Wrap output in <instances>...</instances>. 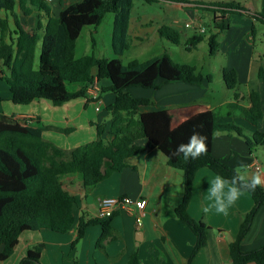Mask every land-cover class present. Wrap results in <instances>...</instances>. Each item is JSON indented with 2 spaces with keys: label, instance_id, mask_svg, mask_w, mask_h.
<instances>
[{
  "label": "trees",
  "instance_id": "obj_1",
  "mask_svg": "<svg viewBox=\"0 0 264 264\" xmlns=\"http://www.w3.org/2000/svg\"><path fill=\"white\" fill-rule=\"evenodd\" d=\"M145 1L150 3L156 0ZM132 5L133 0H76L54 14L46 0H0V10L16 15L17 9L21 15L33 18L29 29L14 20L15 39L9 36L5 40L0 33V67L7 69L6 75L0 70V78L6 82L13 103L45 99L59 105L71 98H86L87 87L94 80L99 82L104 78L108 83L99 85V97L106 91L113 95L112 101L105 106L109 122L94 123L96 137L70 150L44 139L40 129L0 113V260L13 251L20 235L29 230L46 229L65 233L75 226L73 245L82 238L87 226L99 224L101 233L96 245L100 246L112 233L111 221L115 211L102 217L77 216V198L64 188L60 178L78 173L82 187L90 190L109 172L121 170L126 157L149 148L159 150L169 166L183 172V194L174 212L195 235L190 259L209 244L211 228L203 219L193 218L187 209L193 179L201 167H208L226 178L234 175L235 168L212 155V139L218 132L236 133L244 137L248 145H252L240 127L231 122H220L219 119L224 115L241 116L250 124L257 125L263 116L264 69L260 66L257 71L262 90L259 91L256 83L249 81L248 94L241 98H246L247 107L237 100V71L223 67L221 74L225 86L236 90L234 101L211 109L199 108L176 125L172 124V113L167 108L140 111L141 107L152 105L153 100L132 95L129 91L132 87L156 88L160 83L170 81L200 84L204 78L210 80L211 76L196 72L194 65L173 62L166 52L143 61L132 59L126 64L118 57H97L93 51L75 57L76 40L81 29L85 25H98L107 12L113 13L111 47L115 54L121 55L129 45ZM195 7L212 12L213 31L206 36L210 54L218 52L217 37L229 27L230 14L252 16L234 0L214 1ZM259 16L253 15L264 23V17ZM3 28L0 27V31ZM157 33L172 43H180L181 34L172 26L162 24L158 26ZM203 37V33L189 35L186 38L187 48L194 47ZM38 41L40 51L35 66ZM69 83L78 86L70 89ZM194 131L207 137V153L187 160L182 154L174 155L177 146L186 144ZM252 139L255 144L264 145V132L256 130ZM116 146L121 147V152L113 154L111 151ZM249 194L253 205L240 218L238 230L228 243L231 264H264V244L248 251L241 249L242 239L258 208L264 204L262 186ZM40 251L38 245L29 247L18 264H42ZM212 254L216 258L214 248ZM126 264H138L136 251L129 255Z\"/></svg>",
  "mask_w": 264,
  "mask_h": 264
},
{
  "label": "crops",
  "instance_id": "obj_2",
  "mask_svg": "<svg viewBox=\"0 0 264 264\" xmlns=\"http://www.w3.org/2000/svg\"><path fill=\"white\" fill-rule=\"evenodd\" d=\"M73 1L76 0H46L54 14H57L60 9ZM234 1L239 2L238 0ZM165 2L173 3L172 5L177 7H191L195 3L169 0H165ZM239 3L252 16L234 13L236 16H244L253 22L258 21L253 15L264 17V0H240ZM16 12H18L17 9L15 14ZM138 23L140 27L148 24L140 22V20ZM24 28L29 29L30 27ZM230 28L229 25L225 31L218 34V37H227ZM192 32L195 33V30L192 29ZM258 33H264V27L261 30L254 27L253 24L251 27H240L236 33H232L233 41H237L239 44L241 42L250 43L252 48ZM185 35L187 36V34ZM254 53L255 56H252V52H250L249 60L244 59L239 63L226 62L220 68V72L223 67L234 68L237 71L239 81L241 79L247 84L254 80L259 91H261L262 85L257 78V71L260 66L264 69V46L262 51H254ZM204 79L200 84H190L183 81L160 83L158 87L153 88L154 92L149 96L142 92L131 94L152 98L153 104L141 107L140 111L169 109L172 113V124L176 125L199 108L211 109L223 104L219 103L213 106L208 101L198 100V97L204 94L202 87L206 86L212 77L206 82ZM170 83L172 84L171 87L166 86ZM98 84L103 85L100 81ZM248 88L249 86L245 87L244 92L241 91L237 98L240 104L245 107L249 105L248 101L246 98L242 100L241 98L247 96ZM237 90H239V84ZM129 91L131 90L129 89ZM231 91L234 99L236 90L231 89ZM156 92L158 93L156 94ZM6 99L11 101L8 86L7 84H0V113L40 129L44 139L62 149L70 150L96 137L94 123L109 122V115L105 106L112 101L113 95L110 92L102 93L98 110L95 108L96 104L84 96L71 98L59 105H54L45 99H34L28 103H13L11 101L12 105L5 102ZM232 117V119L227 117L223 122L235 123L234 125L240 127L243 134L247 136H252L256 130L264 132V107L263 116L258 120L256 126L247 120V122L241 123V116ZM140 142L143 143V141ZM257 146L260 147L256 149L248 145L245 139H240L226 132H218L213 136L211 153L235 169L240 164L246 165L249 178L253 173L259 171L262 179H264L263 166L256 159L257 151L263 154L264 145ZM111 152L118 154L121 152V147L116 146ZM124 163L125 166L121 170L109 172L90 190H85L82 187L81 177L78 173L64 175L60 179L64 188L77 198V216L80 214L86 217L96 216L99 200L104 197L120 195L142 197L145 199V205L139 224L136 223L133 213L120 209L115 210V215L111 221L112 233L100 246L96 245L101 233L99 224L87 226L82 238L73 245L71 242L76 234L75 226L65 233L46 229L24 231L13 251L5 259L0 260L1 264H16L25 255L29 247L40 242L39 260L42 264H126L133 251L137 252L138 264H231L228 243L234 238L238 230L240 218L253 205L249 193L241 196L229 209L227 215L218 214L214 209L206 211L211 203L208 198V188L216 173L208 167H201L196 171L192 195L187 208L188 213L195 219H203L211 230L209 244L199 249L190 259L196 241L195 235L178 219L174 212L183 194L182 170L169 166L164 155L155 148L145 149L128 156L124 159ZM256 164L259 165L258 170L253 168ZM261 186L264 188V184ZM215 229L217 230L216 233L214 232ZM262 244H264V204L258 208L248 232L242 239L241 249L248 251ZM212 248L216 250V258L212 254Z\"/></svg>",
  "mask_w": 264,
  "mask_h": 264
},
{
  "label": "rangeland",
  "instance_id": "obj_3",
  "mask_svg": "<svg viewBox=\"0 0 264 264\" xmlns=\"http://www.w3.org/2000/svg\"><path fill=\"white\" fill-rule=\"evenodd\" d=\"M189 1L195 2L193 3V6L177 7L173 6V3L171 4L169 2H165V0H156L150 3L146 2L145 0H133L130 14L131 26L129 27L128 34L129 45L126 49H124L121 55L115 54L111 47L113 13L107 12L98 25H85L81 29L80 34L76 40L75 57L89 54L93 51V53L97 57H118L122 61V63L126 64L132 59L143 61L154 55L166 52L169 54L173 62L194 65L196 67V72H201L202 74H210L212 79L210 80V82H207V85L205 84L206 86L202 87L204 88V94L198 97V100L208 101L213 106L219 103H224L226 101H234L231 89L227 88L223 82L220 68L224 66L226 62L239 63L244 59L249 60L250 52H252V56H255L254 51H262V48L264 46V33H258L259 35L257 34V38L254 40V47L252 48L250 43L241 42L239 44L237 41H233L234 37L232 36V33H236V31L239 30L240 27H251L252 24L254 25V27H258L261 30L264 27V23H262L260 20L253 22V20L249 18L246 19V17L244 16H236L235 14H232L230 16V32L228 33L227 37H217V41L220 45L219 50L215 54H210L206 36L213 31L212 12L206 9L196 8L195 6L205 5L209 2L222 0ZM238 1L240 2V0ZM16 14L17 16L10 12L0 10V27H5L0 31V33L3 35L5 40H7L9 36H12L13 39L16 38L15 28H13L15 27V19L20 21L23 27L28 28L33 24L32 17L21 16L19 12H16ZM139 20L140 22H145L148 24L140 27L138 23ZM196 20H200V23L204 28V32H202L204 37L194 47L187 48L186 38L189 35L193 34V28L185 27L184 23L191 22L192 24H194ZM162 24L172 26L179 31V33L181 34L180 43H172L169 40L158 35V27H155ZM185 34H187V36ZM39 51L40 42L38 41L35 49V66H37ZM0 70L2 71L3 75L7 74L6 67L1 66ZM204 81L206 82V79H204ZM251 81L254 82V80ZM238 82L240 95L241 91L244 92L245 87H248L250 85L249 83L246 84L241 79L240 81L238 80ZM100 83L105 85L106 83H108V81L104 78L100 80ZM0 84L6 85L4 79L0 78ZM167 85L168 87L172 86L171 83L166 84V86ZM166 86L162 87L165 88ZM188 86L190 85L188 84ZM75 87H77L76 83L68 84V88L70 89ZM130 90L131 93L142 92L147 96L154 92L153 88H143L140 86L132 87L130 88ZM157 93L158 92H156V94ZM5 102L13 105V103L11 101L9 102L7 99L5 100ZM227 117L228 119L233 118L232 115H224L220 117V122L226 120ZM241 119V123L243 121H246V119L243 117ZM239 121L234 122L240 123ZM232 135L244 140V137L239 136L236 133H232ZM243 135L245 137H249L252 142L251 146L256 149L260 147L257 146L260 144L254 143L252 136H247L246 134ZM262 151L263 154L258 153V151L256 152V159L258 160V162H260L259 164H261L264 169V150ZM214 232L216 233L217 230L215 229ZM40 244L41 242L36 243V245L38 246H41ZM18 262L16 264H18Z\"/></svg>",
  "mask_w": 264,
  "mask_h": 264
},
{
  "label": "clouds",
  "instance_id": "obj_4",
  "mask_svg": "<svg viewBox=\"0 0 264 264\" xmlns=\"http://www.w3.org/2000/svg\"><path fill=\"white\" fill-rule=\"evenodd\" d=\"M207 153V137L199 132H193L186 144L177 146L174 155H183L185 160L197 159ZM247 166L240 164L234 170L231 178L215 174L208 188L211 201L206 211L215 210L218 214L227 215L229 209L241 196L254 192L258 186L264 184V179L259 171L253 173L249 179Z\"/></svg>",
  "mask_w": 264,
  "mask_h": 264
},
{
  "label": "built area",
  "instance_id": "obj_5",
  "mask_svg": "<svg viewBox=\"0 0 264 264\" xmlns=\"http://www.w3.org/2000/svg\"><path fill=\"white\" fill-rule=\"evenodd\" d=\"M185 27H191L195 30V33L204 32V28L200 23V20H196L194 24L191 22H185ZM99 84L96 80H94L86 89V99L92 101L96 104L95 108L98 110L100 102L99 97ZM255 170L259 169V165L256 164L253 167ZM145 205V199L142 197H133L129 195H120L114 197H104L99 200L98 210L96 216H108L113 213L115 210H125L126 212L133 213L135 215L136 223L141 222V217L143 214V207Z\"/></svg>",
  "mask_w": 264,
  "mask_h": 264
}]
</instances>
